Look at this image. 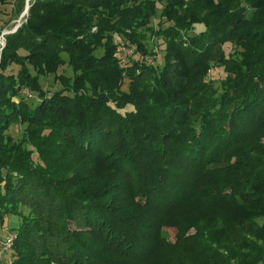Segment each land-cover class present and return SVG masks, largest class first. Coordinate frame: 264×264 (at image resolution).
Wrapping results in <instances>:
<instances>
[{"label":"trees","instance_id":"1","mask_svg":"<svg viewBox=\"0 0 264 264\" xmlns=\"http://www.w3.org/2000/svg\"><path fill=\"white\" fill-rule=\"evenodd\" d=\"M5 39L9 264H264V0H31Z\"/></svg>","mask_w":264,"mask_h":264},{"label":"rangeland","instance_id":"2","mask_svg":"<svg viewBox=\"0 0 264 264\" xmlns=\"http://www.w3.org/2000/svg\"><path fill=\"white\" fill-rule=\"evenodd\" d=\"M30 1L31 0H29V3H30ZM26 6H27V0H25V6H24V9L21 12V14L17 18L11 20L7 25H6V22H7V19L9 16L3 17L4 19L3 18L0 19V21H1V24H0V52L5 45V43L3 45V44H1V42L3 40L5 42V40H6V39H3V36L5 38L6 34L16 31L17 28L27 19L29 9H28L27 13L24 14ZM9 7L12 8V5H10ZM161 8H162V5H161ZM2 23H3V25H2ZM152 25L153 26L156 25V20L153 21ZM1 26H3V27H1ZM162 40H163L162 38L156 39L155 37L151 40L150 46L153 47V50H152L153 53L151 54L150 57H149V55H147L146 64L152 65L155 62L154 54L156 52H158L159 57L163 54L161 51H159L158 47L156 46L157 41H162ZM225 47H226L228 52H231L233 50L229 44H227V46H225ZM121 52H123V54L129 58V60H138L141 56V54L135 52L134 48H131L128 46H118L117 53H121ZM68 73L71 74L70 72H68ZM211 75L215 76V77H217V76L221 77V76H224V72L221 68L216 69L213 66L209 69L207 77H211ZM41 83L43 84L44 87L50 88V89H56V88L60 87L59 83L54 81L53 75L41 76ZM25 92L27 93L29 91L25 90ZM31 98H34V96ZM34 100H35V102L37 101L36 98H34ZM133 108L134 107L132 105H128L124 109H122L121 111L126 112V111L132 110ZM21 131H22V127L15 126V127L11 128V130L9 132L12 134V136L14 138L17 139L21 135ZM13 219H12V223L10 225H7L6 227H4V229H6V231H7V234H4V237H5V239H6V237L10 238V239L7 240V242H6V240H3V237H0V261L4 262V264H9L12 261V259H11L12 257H10V252L14 247L15 240L17 239V233L14 230H12V225L16 222V219L15 218H13ZM165 231H166L169 239L171 241H175L176 229L170 227V228H166Z\"/></svg>","mask_w":264,"mask_h":264},{"label":"water","instance_id":"3","mask_svg":"<svg viewBox=\"0 0 264 264\" xmlns=\"http://www.w3.org/2000/svg\"><path fill=\"white\" fill-rule=\"evenodd\" d=\"M29 7H30V3H29V0H27V6H26V9H25V12H24V14H26V13H27V11H28Z\"/></svg>","mask_w":264,"mask_h":264},{"label":"built area","instance_id":"4","mask_svg":"<svg viewBox=\"0 0 264 264\" xmlns=\"http://www.w3.org/2000/svg\"><path fill=\"white\" fill-rule=\"evenodd\" d=\"M3 39H5L4 36H3ZM4 43H5V42H4V40H3V41L1 42V44L4 45ZM27 94H28L29 96H31V94H30L29 92H27ZM9 239H10V238H7V237H6V239H4V240H6V242H7V240H9Z\"/></svg>","mask_w":264,"mask_h":264}]
</instances>
